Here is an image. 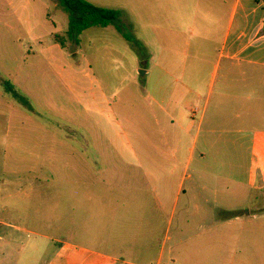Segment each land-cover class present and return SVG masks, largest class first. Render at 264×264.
<instances>
[{
  "label": "rangeland",
  "instance_id": "obj_1",
  "mask_svg": "<svg viewBox=\"0 0 264 264\" xmlns=\"http://www.w3.org/2000/svg\"><path fill=\"white\" fill-rule=\"evenodd\" d=\"M117 24L133 41L126 40L111 24L88 28L80 34L77 44L66 41L62 47L55 43L54 35H64L68 16L58 0H0V121H5L3 116L11 118L8 131L0 128V264H45L54 244L42 236L62 235L49 229L51 212L57 224L64 225V214L53 213L55 201H73L91 192L73 186L70 191H55L50 196L40 194L36 186L76 184L80 178H90L92 174H83L79 169L81 162L84 166L96 165L92 159H81V154L109 157L121 153L138 162L124 145L127 139L133 150H145L143 113L151 99L144 91L149 76H142L140 71L149 68L155 73V65L173 63L175 60H169L173 56L176 65L182 67L186 37L148 24L139 29L122 20ZM201 49L195 44L189 53L195 56ZM199 71L198 78H180L181 83L197 90L194 95L183 96L189 102L184 104L186 116L182 124L185 128L193 124L192 132L186 134L179 125L174 126L183 133L184 146L192 141L208 102L211 110L207 109L201 138L210 127L209 114L222 112L214 108L219 103L228 104L232 115L240 116L233 122L220 121L218 135L226 137L230 133L237 137L234 130H226L242 127V135L264 137V77L236 73L224 78L223 67L212 77L211 62H201ZM150 80L151 85L174 84L173 78L159 76ZM5 81L27 103L18 102L7 91ZM227 84L229 90L225 88ZM192 108L199 109L194 117ZM20 120H28L22 123L26 128L23 132ZM219 145H223V139ZM256 148L264 149V145L258 142ZM231 149V154L223 157L201 159L198 150L203 149L197 147L192 167L215 168L218 203L225 199L227 207L243 210L241 215L251 209L264 215V180L257 176L250 181L251 175L247 179L245 175L250 168L264 172V157L251 159L250 151L247 154L243 149L241 155H235ZM67 166L71 167L68 173L64 170ZM225 183L230 190L224 193ZM174 232L173 220L169 246L176 240ZM227 245L233 263L264 264V233L255 240L233 235Z\"/></svg>",
  "mask_w": 264,
  "mask_h": 264
},
{
  "label": "crops",
  "instance_id": "obj_2",
  "mask_svg": "<svg viewBox=\"0 0 264 264\" xmlns=\"http://www.w3.org/2000/svg\"><path fill=\"white\" fill-rule=\"evenodd\" d=\"M87 1L118 10L120 20L133 29L148 24L183 33L186 52L182 67L176 65L173 56L169 59L175 60L173 63L155 65V73L147 68L142 75L149 76L144 91L151 99L143 113L145 150H133L129 139L124 143L138 162L121 153L109 157L81 154V159H92L96 165L84 166L81 162L83 166L79 169L83 174H92L90 178H80L81 182L76 184L60 182L35 187L40 194L45 192L50 196L55 191H70L73 186L91 191L73 201L65 198L55 201L53 213L64 214V225L57 224L51 212L49 229L62 235L42 236L54 244L45 264H248L233 263L227 240L233 235L262 238L264 215L258 214V209L241 215L243 210L227 207L225 199L218 203L215 168L192 167V164L197 147L203 149V152L198 150L201 159L231 154V147L235 155H241L244 149L245 153L250 151L251 159L264 157V149L256 148L258 142L264 145V137L242 135V127L226 130L228 133L234 130L239 134L237 137L230 133L226 137L218 135L216 127L220 121L233 122L240 116L232 115L225 103L214 107L222 112L209 114L210 127L201 138L207 109L211 110L210 102L207 103L192 141H187L185 146L183 133H178L174 126L179 125L186 134L192 132L193 124L186 128L182 124L186 116L184 104L189 102L184 95H194L197 90L181 83L180 78L200 77L201 62L212 63V77L221 67L224 78L236 73L264 77V0ZM195 44L202 49L192 56L189 51ZM159 76L173 78L174 84L166 87L160 83L162 80H156L160 85H151L150 79ZM225 88L229 90L228 84ZM194 109L197 111L193 112ZM194 109L192 117L199 111ZM3 117L5 121H0V128L6 132L11 118ZM27 121L18 122L22 132L26 130L22 123ZM222 139L223 145H219ZM69 169L70 166L64 168L66 172ZM245 175L246 179L251 175L250 181L257 176L264 180V172L251 168ZM226 185L224 193L230 190ZM173 220L176 240L169 246Z\"/></svg>",
  "mask_w": 264,
  "mask_h": 264
},
{
  "label": "trees",
  "instance_id": "obj_3",
  "mask_svg": "<svg viewBox=\"0 0 264 264\" xmlns=\"http://www.w3.org/2000/svg\"><path fill=\"white\" fill-rule=\"evenodd\" d=\"M59 5L68 16V27L64 35L55 34V43L65 47V42H79L80 34L91 27H107L111 24L116 26L117 31L128 41L133 39L128 36L117 24L120 20V12L115 9H109L94 5L87 0H58ZM7 91L11 92L14 98L21 103H27L26 98L22 96L11 83L4 82Z\"/></svg>",
  "mask_w": 264,
  "mask_h": 264
},
{
  "label": "water",
  "instance_id": "obj_4",
  "mask_svg": "<svg viewBox=\"0 0 264 264\" xmlns=\"http://www.w3.org/2000/svg\"><path fill=\"white\" fill-rule=\"evenodd\" d=\"M140 74H141V75H144V74H145V71H140Z\"/></svg>",
  "mask_w": 264,
  "mask_h": 264
},
{
  "label": "built area",
  "instance_id": "obj_5",
  "mask_svg": "<svg viewBox=\"0 0 264 264\" xmlns=\"http://www.w3.org/2000/svg\"><path fill=\"white\" fill-rule=\"evenodd\" d=\"M196 111H197V109H194V110H193V112H196Z\"/></svg>",
  "mask_w": 264,
  "mask_h": 264
}]
</instances>
